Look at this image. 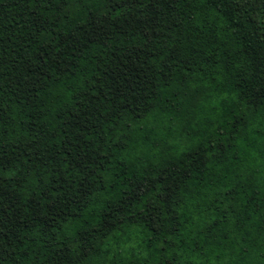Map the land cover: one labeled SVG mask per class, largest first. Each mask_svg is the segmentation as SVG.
Listing matches in <instances>:
<instances>
[{
  "label": "trees",
  "instance_id": "obj_1",
  "mask_svg": "<svg viewBox=\"0 0 264 264\" xmlns=\"http://www.w3.org/2000/svg\"><path fill=\"white\" fill-rule=\"evenodd\" d=\"M0 264H264V0H0Z\"/></svg>",
  "mask_w": 264,
  "mask_h": 264
}]
</instances>
